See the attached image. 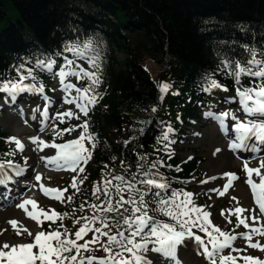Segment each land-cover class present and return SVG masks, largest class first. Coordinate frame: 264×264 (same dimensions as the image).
Instances as JSON below:
<instances>
[{"label": "trees", "instance_id": "16d2710c", "mask_svg": "<svg viewBox=\"0 0 264 264\" xmlns=\"http://www.w3.org/2000/svg\"><path fill=\"white\" fill-rule=\"evenodd\" d=\"M89 41L91 47L81 58L83 68L95 71L87 58L98 56L101 81L87 94L97 95V102L87 105L88 115L80 121H88L87 134L94 138L91 143L84 141L91 158L83 165L84 172H77L79 191L71 187L72 178L67 191L73 199L58 209L67 214L59 225L72 223L75 229L60 230L67 229L73 239L79 227L74 221L92 215L88 205L96 202L94 187L103 186L109 170L124 174L121 162L136 172L138 162L159 161L151 172L169 185L163 190L167 196L174 189L197 197L190 186L204 158L197 148L187 145L186 129L195 127L204 112L216 107L215 88L205 91L211 80L233 93L239 87L229 75L235 62L258 70L259 65H247L252 51L255 59L264 61V0H0V84L18 79L17 68L24 65L36 76L24 83L36 87L42 83L47 90L53 74L37 68V61L55 60L54 66L61 65L65 57H75L64 51L65 45L83 48ZM146 57L157 64L158 81L144 66ZM165 81L170 87L161 92ZM258 82L259 78L241 77L243 87ZM88 83L87 78L74 81L77 87ZM172 88L175 94L168 93ZM5 93L0 91V99ZM72 95H77L74 89ZM6 135L0 127V154H5L0 160L9 157ZM186 150L192 151L191 157H182L180 153ZM82 204L83 212L77 211ZM158 218L169 222L168 217ZM57 227L43 221L42 230ZM81 254L106 255L102 250Z\"/></svg>", "mask_w": 264, "mask_h": 264}, {"label": "snow or ice", "instance_id": "6c2138e0", "mask_svg": "<svg viewBox=\"0 0 264 264\" xmlns=\"http://www.w3.org/2000/svg\"><path fill=\"white\" fill-rule=\"evenodd\" d=\"M91 47V42H86L83 48L78 45H65L64 51L74 53L75 57L85 58V52ZM252 51V50H250ZM57 55H62L57 53ZM255 51H252L253 59L247 61V65H259V69L255 70L250 66H244L241 62H235V66L229 75L233 76L235 84L239 85L236 88L239 104L246 117H264V61L255 59ZM88 62L95 71H89L76 65L75 59L65 57V65L60 67V70L53 73V65L55 60L37 61L36 67L41 70L47 69L49 73L59 77L60 85L66 94H71L74 89L76 96L68 98L66 95L64 102L67 104H75L76 108L85 116L88 115L87 105H92L97 102V95H87L94 92L95 87L100 84L98 75L99 65L97 63L99 57H88ZM230 65L226 62L225 67ZM27 75H24V72ZM19 78L16 80H8L0 84V91L7 92L13 96L21 92H36L43 93L44 85L41 83L39 87L33 84H25L26 79H36L32 69H25L24 65L17 68ZM74 76L77 80L87 78L90 83L84 87H77L71 82H67V77ZM259 78L258 83H254L249 87H243L241 77ZM168 84L160 86L161 92H166L169 89ZM213 88L228 91L226 87L219 84L216 80H211L209 87L205 91H211ZM47 99V97H45ZM155 111V109H153ZM47 118V106L43 112ZM224 116L231 115L224 113ZM79 119L71 109L65 112H58L55 119L64 122V118L74 117ZM235 120L234 128L238 134L240 144H232V148L241 146L248 147L247 141L255 139V141L264 143V119H246L239 120L235 115H232ZM223 123V121H221ZM77 128H82L80 135L71 140H67L62 144H48L39 137L29 138L33 144H36L37 149L42 151L44 147L54 148L57 150L55 156H42L41 160H47L49 164L55 165L56 168H68L73 172H84L83 167H79L83 162L87 164L91 158V151L85 146L84 141L93 142L94 138L91 134H87L88 121L83 124H78L69 128L58 129L53 125L55 135L62 136L65 132L71 133ZM44 129H41L43 131ZM171 131V129H169ZM167 139V133L163 137ZM8 143H15L16 150L23 152L25 145L16 137H9ZM127 143V142H125ZM92 147L95 144L92 143ZM252 149L255 150L253 144ZM5 155V154H0ZM6 155H15V152H9ZM26 159V158H25ZM141 157V160H145ZM157 162L151 165H146L138 162L136 172H131L128 166L121 162L124 174H116L109 170L103 179L102 187H94L93 197L95 203L88 205L92 210L90 216H80L74 224H79L77 230L72 234L74 239L68 233L67 229L61 232L60 225L55 230H38L33 233L26 226L22 231H16V235L23 236L25 233L30 237V242H12L0 241V264H154L150 262L146 255L148 246L151 244L152 251L162 253L166 257L175 259L176 249L183 244L185 239H194L196 245L202 249L201 255L204 256L210 264H236L237 260H243L244 264H264V260L251 255H233L232 253H240L245 249H237L234 247V241L238 238L229 231L224 230V226L213 224L210 217L212 214L207 210V207H197L191 199L192 193L178 192L172 190L171 196L163 190L169 185L166 182H160L158 173L151 172V168H156ZM47 166V165H46ZM148 170H145V169ZM264 161H261L257 167H250L248 162L243 164V170L247 173L248 179L246 184L251 188L254 206L251 208L242 207L236 197H232L236 201L234 210H230V214L235 215L237 227L244 226L248 231L239 233V238L245 239L247 247L257 249L264 252V245L259 241L252 242L254 235L264 237V224H261V218L264 217ZM16 176L24 174L25 169L15 165L12 160L0 162V185H6L12 180V172ZM260 178L259 184L252 180V174ZM139 174V178H138ZM228 177V183L223 185L224 191L219 195L223 196L230 187L233 181L239 177L233 172H225ZM42 177L39 173L36 174L35 180L39 183ZM84 177L79 181L84 183ZM214 179V177H213ZM77 177H73L72 188H77ZM139 185L140 187H138ZM32 187H36L33 185ZM43 194L56 193L55 199L62 200L65 189L47 188L43 184L39 185ZM183 196V199H181ZM69 201L73 197H67ZM32 206V211H28V206ZM20 210H23L28 218L36 222L38 227H43V221L55 222L56 218H63L67 214H61L54 209L51 214L43 208L37 210V202L32 198H24L21 203L16 205ZM85 205H81L77 211L83 212ZM247 213V215H243ZM220 215L228 220L224 210H221ZM168 217L169 222H165L158 217ZM43 218V220L41 219ZM14 226L17 221H9ZM231 224L232 221L228 220ZM260 224L259 227L256 225ZM51 229V226H50ZM193 229L204 233L207 239L197 235ZM88 233H92L91 240H84L83 243H78ZM101 237L106 238L102 240ZM154 238V239H153ZM90 245H98V248H92ZM211 245V248H209ZM225 249H231L228 255H223ZM104 251L103 257L96 255L83 256L82 252L89 251ZM177 264L179 262L177 261Z\"/></svg>", "mask_w": 264, "mask_h": 264}, {"label": "rangeland", "instance_id": "374dc122", "mask_svg": "<svg viewBox=\"0 0 264 264\" xmlns=\"http://www.w3.org/2000/svg\"><path fill=\"white\" fill-rule=\"evenodd\" d=\"M64 65L65 63L61 64L59 68L56 69V72H58L60 67ZM144 66L150 72L152 78L158 81L159 69L157 64L151 58L146 57L144 59ZM73 77L74 76H70L66 79L69 80ZM53 79L55 80L50 88L43 93H39L35 98H29V95L25 94L16 95L15 99H13L11 94L5 93L3 98L0 99V107L3 110L0 115V127H2L7 134L4 138L5 147L8 149L7 153L15 152V155H8V160H12L15 165L25 169L24 174L20 176H16L13 170L12 182L23 185H30V182H32L33 185H36L37 210L43 208L45 211H48L49 214H51L52 209L59 213L58 209L68 201L67 197H72L73 195L68 191L63 192L62 200L55 199L56 193L45 195L39 187L42 180L49 185L48 187L65 189L72 181L73 176L77 175L78 171L73 172L68 168H56L55 165L52 164L50 169L44 170L43 173L40 174L42 179L38 183L35 180L37 171L33 168L35 156L40 152L47 156H55L56 150L54 148L44 147L43 150L40 151L37 149L36 144L28 141V138L34 134L38 135L45 133L50 144H62L67 140L75 139L81 133L80 128H77L74 132H65L62 136H57L53 131V125L58 129L69 128L80 124L84 115L78 108H76L75 104H67L64 102L66 95L68 98H71L72 96L63 91L58 76L53 75ZM165 84H168L167 81H165ZM217 92L218 90L216 88L212 93L213 101L216 102V107L211 111L203 113L202 118L198 120L195 127H187L186 129L187 145L189 148H197L198 153L204 158V161L200 166L199 175L191 182L190 187L195 190V194L197 195V197L193 195L192 199L196 206L207 207V210L212 214L210 219H212L213 224H222L224 230L238 236L234 241V247L237 249H245V251L240 253L233 252V255L247 254L264 260V252L247 247L248 242L243 238H239V233H244L248 230L242 225L237 227L235 215L230 214V210H234V207L236 206V201H233L232 197L238 198L241 206L243 200L251 196V188L246 184L248 175L243 170V164L245 162H248V164L254 162L259 165L261 161H264V143L257 142L254 138L247 141L248 147L246 151L241 152L238 149L231 147L230 138L234 137L235 139H238V134L234 128L235 120L232 119V115H235L241 121H245L246 119L257 120L264 118L246 117L239 104V97L237 96L236 91L230 93L229 90L226 92L221 90V93L219 92V94ZM168 93L175 94V88L170 89ZM45 97H47V99H45ZM45 106H47V118L43 115ZM69 109L80 118L76 119L75 116L72 118L65 117L63 123H61L60 120L55 119L58 112H65ZM33 111L35 112V117L32 120L27 121L32 127L26 129V127H24L25 123L21 122L24 129L20 131L17 130V117L23 114H31ZM211 112H217L220 123L223 121L222 124L226 127L228 125V130L233 132L232 135L228 130L227 134L222 132L223 127H219L221 124H217L213 120V116L216 114L210 119L205 118V116L207 117ZM224 113H230L231 115L224 116ZM41 129H44L43 132ZM9 137H16L23 142L25 145L24 151H17L15 143H8L7 140ZM24 140H27V142ZM253 142L258 144L255 146V150L251 147ZM259 145L260 147H258ZM180 154L182 157L191 156L192 151L186 150L182 151ZM83 165L84 163L82 162L79 167H83ZM218 168H222L221 170L223 172L214 174V171H221L218 170ZM262 171L264 172V169H262ZM225 172H234L239 179L233 181L232 187L221 196L219 193L224 191L223 185L228 183V177L224 175ZM9 186L10 184L8 183V189L11 187ZM22 196L23 192L19 190L16 192L13 189V191L8 193L6 192L5 187L3 188V186H0V241L30 242V237H28L26 233L23 236H18L16 235V231H22L25 226L33 233L42 230V228L38 227L35 221L28 218L26 214H19L18 211L20 209L18 210V208L14 207V205L20 203L19 200ZM221 210H224L225 216L228 217V220L232 221L231 224L220 215ZM243 215L244 214H242V216ZM13 217L16 218L14 221H17L15 230L14 226L9 223V221H13ZM41 219L43 220L42 217ZM60 220L62 219L56 218L54 223L52 221H50V223L52 225L56 224L57 226H60ZM63 222L67 223L66 220ZM62 228H71L75 230L72 223L70 226L64 225ZM193 231L197 235L201 234L200 236L204 237L207 242L204 233L199 232L197 229H193ZM89 234L90 233L87 234V240H91ZM256 241H259L260 244L264 245V237L254 235L252 237V242L255 243ZM90 246L95 249L97 245ZM152 247L153 246L150 244L148 246V251L144 253V255H146L150 262H154V264H177V261L179 264H187L188 262H191V264H210V261L200 254L201 251L198 249L197 245H195L194 239H185L184 243L177 247L175 259L166 257L162 253L152 251ZM209 248H211V245H209ZM230 251L231 249H225L223 255H228ZM81 255L87 256V254ZM236 264H244V262L243 260H237Z\"/></svg>", "mask_w": 264, "mask_h": 264}, {"label": "bare ground", "instance_id": "6f19581e", "mask_svg": "<svg viewBox=\"0 0 264 264\" xmlns=\"http://www.w3.org/2000/svg\"><path fill=\"white\" fill-rule=\"evenodd\" d=\"M35 117V112L33 111L31 114H27V115H19L16 119L17 123H18V126H17V130H23L24 128L22 127V123H25L24 127L27 128H31L32 125H29V122H27L28 120H32L33 118ZM22 122V123H21ZM43 132V131H42ZM228 132L232 135L233 132L231 130H228ZM31 137H39L40 139L44 140L46 143L50 144L45 133H41V134H38V135H31ZM29 137V138H31ZM28 138V141H31L30 139ZM27 142V140H24ZM240 140L239 139H235L234 137H231L230 138V144H240ZM258 145L256 142H253L252 145ZM260 147V145L258 146ZM238 149L239 151L243 152V151H246L247 150V147H244V146H241V147H238L236 148ZM56 150V149H55ZM57 152V150H56ZM56 152H55V155H56ZM42 156H45L44 153H38V155L35 156V160L33 162V168L37 171V173L39 174H42L44 170H48L50 169V167H52V164H49L47 160H41L40 157ZM47 165V166H46ZM249 166L250 167H257L258 165L254 162H251L249 163ZM222 168H218V170H221ZM262 171V170H261ZM219 172H223L222 170L221 171H214V174L215 173H219ZM263 172V171H262ZM234 173V172H233ZM252 180L259 184L260 182V178L258 176L255 175V173L252 174ZM10 184V189L7 188V184ZM6 185H0V186H3V188L5 187L6 188V192H10V191H13V189L17 192L18 190L23 192V196L22 198L19 200V202L21 203L22 199L24 198H32L36 201L37 199V189L35 187H32L33 186V183L30 182V185H23V184H19V183H13L12 180L10 182H8ZM45 187L47 188H51V187H48L49 185L42 180V183ZM50 194H55V193H50ZM242 207H246V208H251L254 206V200L252 198V194L249 198H245L241 204ZM15 208L16 205H14ZM19 210V209H18ZM28 211H32V206L29 205L28 206ZM19 214L23 213V214H26L23 210H19L18 211ZM244 215H247V213H245ZM16 217V216H14ZM13 217V221L16 220V218ZM261 224H264V217L261 218ZM257 227L260 226V224H257L256 225ZM12 242H19V241H12ZM187 264H191V262H188Z\"/></svg>", "mask_w": 264, "mask_h": 264}]
</instances>
